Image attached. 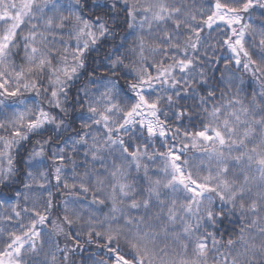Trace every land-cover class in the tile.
<instances>
[{"label": "snow or ice", "instance_id": "6c2138e0", "mask_svg": "<svg viewBox=\"0 0 264 264\" xmlns=\"http://www.w3.org/2000/svg\"><path fill=\"white\" fill-rule=\"evenodd\" d=\"M0 188V264H264V0H0Z\"/></svg>", "mask_w": 264, "mask_h": 264}, {"label": "trees", "instance_id": "16d2710c", "mask_svg": "<svg viewBox=\"0 0 264 264\" xmlns=\"http://www.w3.org/2000/svg\"><path fill=\"white\" fill-rule=\"evenodd\" d=\"M255 15H256L257 20H259V18H260L259 14L257 13ZM123 31H124V29L122 27L121 28V34H123ZM213 36L216 37L217 34L213 33ZM212 42L214 43L215 40H213ZM217 55H223V52H218ZM219 67H221V68L223 67V61H221V64H220ZM216 76L219 77V72L216 73ZM245 80H246V85H245V92L246 93H250L252 91L258 90L257 89V85L254 82L249 85L247 77H245ZM221 87H223V85H221ZM157 147H159V144H157ZM23 153H24V149H21V156H19L18 159H22L23 158ZM20 176H21V179H23V174L22 173H20ZM20 186H21V184L18 181L17 182V187H20ZM0 191H8V190L0 188ZM53 191H55V189H53ZM233 227H236V225L231 224L229 221H225L224 224L221 226L222 233L226 236L228 234V232ZM60 240H61V246H62L64 238L60 237ZM81 243H83V241H81ZM91 251L94 252L95 249L93 248V249H91ZM89 254H90V252H85L84 256H88ZM97 258L107 259V257L104 256L103 253H100ZM71 259L76 261V264H80V261L83 259V257L80 256V255H74V256L71 257ZM88 264H91V262L89 261Z\"/></svg>", "mask_w": 264, "mask_h": 264}]
</instances>
